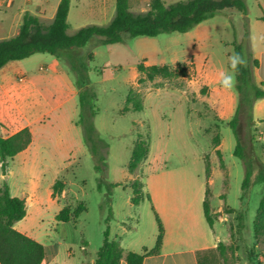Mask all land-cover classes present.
I'll return each instance as SVG.
<instances>
[{
  "label": "rangeland",
  "instance_id": "374dc122",
  "mask_svg": "<svg viewBox=\"0 0 264 264\" xmlns=\"http://www.w3.org/2000/svg\"><path fill=\"white\" fill-rule=\"evenodd\" d=\"M6 1L0 0V37L4 39L13 36L20 12L27 10V13L38 16L43 0H33L30 3L26 0ZM162 1L168 5L186 0ZM244 2L247 6L245 16L235 9H224L187 33L125 39L124 43L113 45H102L99 38L93 37L85 46L67 50L62 58L36 54L19 61L20 67L30 71L28 76L32 74L50 79L48 75L56 72L53 61L57 59L60 68L68 73L75 86L76 71L73 68L85 71V86L95 94L96 116L93 118V126L102 147H105H100L98 151L103 157L100 166L105 175V183H101L100 191L97 187L102 171L95 170V162L85 146L82 130L76 125L79 143L73 147V156L68 165L51 166L49 156H44L46 159L39 165L44 170V181L41 182L43 188L52 181L53 171L58 170L53 184L60 181L63 184L62 192L66 189V195L62 197L61 193L54 198L62 199L71 213L85 208L77 220L71 219L70 225L56 222L47 212L38 229H34L33 232L40 234L41 242L55 245L59 249L60 256L55 264H81L84 258L85 264H89L87 253L93 255L98 251L106 228L109 239L118 242L123 240L122 246L128 248L134 235L133 228L143 232L145 240L151 223L157 227L148 200L142 201L138 207L131 206L127 203L130 191L121 187L113 188L109 193L110 197L107 195L106 183L125 182L129 178L127 165L138 136L142 140L147 138L149 143L148 160L133 174L144 184L156 170L183 167L187 173L198 174L206 191L205 164H208L210 172L213 171V185L210 187L211 196L208 191V199L215 219L213 229L220 238L219 242L224 243L225 249L223 254L216 251L203 255L202 264L262 262L258 256L264 246L255 238L252 226L256 210L264 196V184H254L248 198L240 201L243 163L233 155L235 139L231 129L225 125L228 120L224 121L219 117V102L216 91L213 90L219 86H211L207 82L210 71L229 70L228 57L233 53L234 41L242 42L244 54L249 51L250 22L254 23V18L264 14V0ZM149 3L150 0H129L130 11L134 14L145 13ZM47 10L48 8L45 9L46 12ZM114 13L115 0H70L67 33L73 35L78 29L89 25L105 26L112 20ZM259 31L254 28L252 33L256 35ZM255 37V48H264V34ZM139 63L168 67L171 71L185 65L186 76L169 79L156 77L151 82L138 84V79L143 77L136 69ZM9 64L10 68L15 66L14 62ZM39 68L43 70L39 71ZM16 80L22 82L24 76L18 75ZM47 89L49 92L42 85L38 86L35 95L38 96L39 105L46 102L51 107L61 99L51 87L48 86ZM130 92L141 99L142 111L124 112L125 100ZM234 93L237 98L236 91ZM59 111L68 113L77 120V96L61 106ZM47 118L49 116L45 117V125ZM0 136L2 137L1 129ZM216 138L217 143L213 141ZM256 144L257 142L254 146ZM219 146L223 170L219 167V158L215 153ZM42 150L49 154L52 147H43ZM256 155L261 158L257 151ZM11 160L6 161L4 170L0 167V187L6 183L12 189L20 188L24 185L21 178L8 173L9 169L14 174L18 173L20 168L11 165ZM107 196L110 198L111 220L106 224L108 210L101 206ZM219 212L221 216L218 215ZM237 213L243 214L241 228L235 218ZM219 217L222 222L218 221ZM204 225L207 233H210L205 220ZM123 228L130 232L122 234ZM67 251L71 256L66 255Z\"/></svg>",
  "mask_w": 264,
  "mask_h": 264
},
{
  "label": "trees",
  "instance_id": "16d2710c",
  "mask_svg": "<svg viewBox=\"0 0 264 264\" xmlns=\"http://www.w3.org/2000/svg\"><path fill=\"white\" fill-rule=\"evenodd\" d=\"M70 9V0H60L53 20L46 24L40 18L25 13L23 15L17 35L0 40V70L11 62H19L36 54H48L55 58H62L65 52L70 49H78L87 42L97 37L102 45L122 44L125 39H135L139 37L156 38L163 34L187 33L197 25L214 18L224 9H235L242 15L247 14V6L244 0H186L165 4L162 0H150L147 12L134 14L130 11L129 0H115V13L112 20L105 26L89 25L78 29L73 35H68L67 17ZM248 42V34H245ZM233 52L240 53L246 60L236 76V86L234 90L237 94V103L233 116L225 123L235 139L233 151L234 157L241 160L244 167V177L241 183L240 201L248 198L251 187L256 183L264 184V147H262V158L255 152L254 119L252 116L253 105L258 100L264 99V90L255 83L253 70L258 68V61L253 59L250 51L244 54L242 42L232 43ZM137 72L143 77L138 79V84L144 81L151 82L156 77L165 79L186 76V66L181 65L176 70L171 71L168 67L146 66L139 63L136 66ZM76 88L79 114L75 125L80 127L83 133L85 146L95 162V170L102 171L100 162L103 159L99 154L102 142L99 140L97 132L93 126V118L96 116L94 109L95 94L86 85L87 78L85 71L76 70ZM131 106V107H129ZM141 99L133 96L130 92L125 100L124 112L142 111ZM1 127V124H0ZM31 132L24 128L14 135L3 138L0 136V167L4 170L6 161L11 160L20 152L26 150L31 144ZM215 143L218 139H214ZM105 148V147H102ZM149 153L148 139L142 140L138 136L133 144L131 156L127 165V171L133 175L145 162ZM219 158V167L223 170L224 163L219 150L215 151ZM210 169L205 164V175L208 178ZM104 171L99 180L104 182ZM131 190L130 203L134 207L145 199L143 185L138 178L127 184ZM121 184H107V195L113 188L121 187ZM52 197L60 195L63 184L56 181L52 185ZM105 200L101 206L108 210L105 223L111 220L110 198ZM149 201V197H146ZM85 208L78 212H70L68 207H63L55 216L58 223H72L71 219H78ZM234 212V210H229ZM203 215L210 229L215 222L212 215L208 199V190L205 191L203 201ZM26 216V206L23 199L11 197L6 183L0 187V264H41L44 258V249L41 244L16 231L14 225L22 221ZM236 221L238 227H242L243 214L237 213ZM158 234L156 244L150 251L143 250L142 253H124L117 240L109 239V231L103 233L101 247L95 253L92 264H119L122 259L126 264H142L143 258L147 255L157 254L163 236V228L155 217ZM253 232L258 242L264 246V196H262L256 210L253 221ZM225 249L223 243H219L215 249L222 252ZM214 252V253H215ZM208 254V253H207ZM258 258L264 262V249L261 250ZM207 260V259H205ZM203 258H199L202 264ZM257 262L256 264H264Z\"/></svg>",
  "mask_w": 264,
  "mask_h": 264
},
{
  "label": "crops",
  "instance_id": "0c3cea01",
  "mask_svg": "<svg viewBox=\"0 0 264 264\" xmlns=\"http://www.w3.org/2000/svg\"><path fill=\"white\" fill-rule=\"evenodd\" d=\"M3 1L7 2L6 0ZM26 1L30 3L33 0ZM59 2L60 0H43L41 6H39L41 11L38 16L34 14L33 16L40 18L42 22L45 20L44 23L49 24L54 18ZM46 8H48L47 12L45 11ZM25 13H27V10L20 12L13 36L17 35ZM260 25L264 26V14L254 18V23L250 22L249 51L253 59L257 60L259 64L258 68L253 70L255 83L264 90V48H255V39L257 38L255 36L259 35L260 37L264 34V28ZM254 28L256 31L257 29L260 30L256 35L252 33ZM3 39L0 37V40ZM14 64L15 66L11 68V65L7 64L0 70L1 134L3 138H7L24 128H28L32 137L29 147L11 160V165L20 167L18 173L14 174L12 169L8 170L10 176L20 177V181L24 184L20 188L15 187L14 189L7 184L11 197L23 199L26 206L25 218L16 223L14 229L43 246L44 258L41 264H55L60 256L59 249L55 245L41 242L40 234L33 231L38 229L39 224L44 221L47 212L55 220V216L63 208L64 202L62 199L52 197L51 188L58 175V170L53 171L52 181L46 188H43L41 182L44 181L42 179L44 170L39 165L47 156H49V165L51 166L65 167L71 160L73 147L79 143L77 140L78 129L75 127L76 118L73 119L68 113H60L59 110L61 106L73 101L78 92L75 83L71 81L68 73L60 68L57 59L53 61L56 72L48 75L50 79L47 77L40 78L32 74L28 76L30 71L20 67V62H14ZM41 70L43 69L39 68V71ZM218 72L210 71L207 82L211 86H219L218 89H213L216 91L219 102V117L221 120L227 121L235 112L237 98L233 89L226 90L219 85ZM18 75L24 76L22 82H17ZM41 85L48 92L47 87H51L61 100L58 103L56 102L55 105L51 104V107L45 101V104L39 105L35 91H38V86ZM46 116H49V118H47V124L45 125ZM252 116L256 130L254 135H257L255 137L257 138L255 140L257 146H254L255 152H259L262 158L261 149L264 147V99L255 102ZM49 146L52 147V151L45 154L42 149L43 147L47 149ZM220 146L217 149L219 151ZM149 153L146 160L149 158ZM182 168L156 170L145 184L139 179L143 185L144 200L149 197L154 216L158 218L163 228L162 242L158 253L145 256L142 264H200V257L207 253L213 254L217 245L222 243L219 242L220 238L216 235L213 227L208 229L210 233H207L205 229L203 215L205 191L203 183L200 182L198 174L187 173ZM135 178L129 174V178L125 179V182L115 183L121 184L122 189L130 191V196L127 197V203L130 205L131 190L127 184ZM206 181L211 196L210 187L213 185V171L209 173ZM65 195L66 189L62 192V197ZM210 210L212 211L211 208ZM218 215L221 216V213L219 212ZM218 221L222 222V218L219 217ZM65 224L70 225L72 223ZM133 229L134 235L128 248L122 246L123 240H119L124 253H142L143 250L150 251L154 248L158 234V229L154 223H151L149 235L145 237V240H143V232L137 228ZM126 232L130 231H125L123 228L122 234H126ZM66 255L71 256V253L67 251ZM87 255L90 258L89 264H92L95 254L90 255L87 253ZM85 261L84 258L81 264H85ZM119 264H126V262L122 259Z\"/></svg>",
  "mask_w": 264,
  "mask_h": 264
},
{
  "label": "clouds",
  "instance_id": "9594fccd",
  "mask_svg": "<svg viewBox=\"0 0 264 264\" xmlns=\"http://www.w3.org/2000/svg\"><path fill=\"white\" fill-rule=\"evenodd\" d=\"M246 64L245 58L237 52H233L228 57V68L229 70H221L217 74V80L219 85L226 89L231 90L236 86V76L242 66Z\"/></svg>",
  "mask_w": 264,
  "mask_h": 264
}]
</instances>
